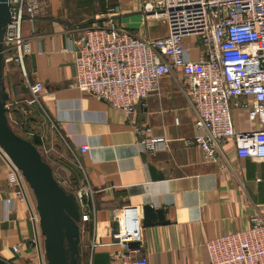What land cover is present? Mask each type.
Masks as SVG:
<instances>
[{
    "label": "crops",
    "instance_id": "1",
    "mask_svg": "<svg viewBox=\"0 0 264 264\" xmlns=\"http://www.w3.org/2000/svg\"><path fill=\"white\" fill-rule=\"evenodd\" d=\"M150 1L44 0L34 25L23 27L33 48L25 61L29 79L44 86L35 103L40 112L36 120L42 126L38 128L44 132L33 134L41 145L38 148L50 154L60 139L94 190L96 224L81 225L85 230L80 244L82 264L90 263L93 233L94 253L108 254L110 264H121L114 211L124 207L142 210V222L144 206L164 210L168 224L145 228L141 223L140 247L133 251L137 257H146L148 264H209V240L247 228L255 212L264 217V160L239 158L231 140L221 147L217 161L208 163L197 146L186 144L197 135V115L181 73L161 77L157 89L138 104L131 123L106 101L76 88L74 56L62 51L68 39L77 41L86 30L102 26L99 15L112 7L119 8L116 24L133 35L165 38L168 28L143 14ZM184 45L192 49L191 59L198 61L199 43L185 39ZM16 85L6 89L8 107L34 104ZM246 101L253 103L245 98L231 104L234 127L251 133L260 126L249 120L243 107ZM144 138L163 141L153 153L142 145ZM85 146L90 148L87 153L81 150ZM8 170L0 153V264H47L45 255L34 259L31 244L38 234L44 248L33 193L28 188V200H14L12 209L7 204L13 197ZM18 245L17 254L13 247Z\"/></svg>",
    "mask_w": 264,
    "mask_h": 264
},
{
    "label": "built area",
    "instance_id": "2",
    "mask_svg": "<svg viewBox=\"0 0 264 264\" xmlns=\"http://www.w3.org/2000/svg\"><path fill=\"white\" fill-rule=\"evenodd\" d=\"M9 5L11 18L3 35L5 70L13 66L21 71L32 103H36L44 86L29 79L25 61L33 48L23 35V27L26 23L34 25L43 12L44 0H9ZM118 13L119 8H109L98 17L102 26L86 30L77 41L69 38L68 46L62 49L74 56L76 88L106 101L131 123L138 104L157 89L159 79L179 72L197 115V135L186 144L197 146L208 163L216 162L221 147L231 140L239 158L264 160V0L147 2L143 14L168 28V36L158 40L135 36L118 26ZM190 38L200 45L198 61L191 59L192 49L184 45L185 39ZM245 98L253 99L252 104H243L249 120L260 126L251 133L238 132L234 127L231 104ZM162 141L144 138L141 143L154 153ZM81 150L87 153L90 148ZM0 153L5 157L1 148ZM43 153L48 155L45 150ZM5 159L9 164L7 182L13 191L7 204L13 209L14 200H28V185L21 171ZM76 198L81 225L89 223L94 227V190L87 181ZM114 215L119 222L114 239L122 249L121 264H148L146 257L135 256L128 247L131 242L141 241L142 210L124 207L115 210ZM36 218L33 215L34 221ZM31 244L36 253L34 259H42L44 248L38 234ZM95 247L93 233L89 264H93ZM206 248L209 264H264V217L253 213L247 228L213 238ZM13 250L20 253V246Z\"/></svg>",
    "mask_w": 264,
    "mask_h": 264
},
{
    "label": "water",
    "instance_id": "3",
    "mask_svg": "<svg viewBox=\"0 0 264 264\" xmlns=\"http://www.w3.org/2000/svg\"><path fill=\"white\" fill-rule=\"evenodd\" d=\"M10 18L9 0H0V148L5 157L21 171L33 193L39 227L44 237L47 264H82L80 244L85 230L81 226V214L75 196L60 186L53 168L38 148L18 135L9 123L3 35ZM143 216L142 225L145 228L169 223L165 220L164 210H157L151 206L143 207ZM128 247L137 250L140 242H131ZM110 260L108 254L94 253L93 264H110Z\"/></svg>",
    "mask_w": 264,
    "mask_h": 264
},
{
    "label": "rangeland",
    "instance_id": "4",
    "mask_svg": "<svg viewBox=\"0 0 264 264\" xmlns=\"http://www.w3.org/2000/svg\"><path fill=\"white\" fill-rule=\"evenodd\" d=\"M190 41H195L194 38H190ZM5 86L7 88H12L13 85L18 84V90L20 93L25 94L28 100L33 99L32 95L29 92H26L24 88V79L22 75L18 73L17 69L13 66H8L5 72ZM20 78L23 82L20 81ZM24 96V95H23ZM24 96V97H25ZM25 107H20L15 105V107H8V119L12 129L21 137L25 139L32 138L34 139L33 134L35 133H44L43 130H39L38 127H41V123L36 120V117H40L39 109L36 107L35 103L28 105L25 103ZM40 123V124H39ZM45 129L46 126H43ZM39 146V142L37 143ZM55 145L53 146V151L50 154H45L42 151V156L46 161L50 163L53 168L54 176L60 186L64 188L68 193L72 194L76 198V193L86 183L85 176L82 170L79 167L78 162L75 160L72 152H70L64 144L58 139ZM61 146V147H60ZM41 147V145L39 146ZM77 204L80 208L79 202L76 198ZM41 240L44 244V237H41Z\"/></svg>",
    "mask_w": 264,
    "mask_h": 264
},
{
    "label": "trees",
    "instance_id": "5",
    "mask_svg": "<svg viewBox=\"0 0 264 264\" xmlns=\"http://www.w3.org/2000/svg\"><path fill=\"white\" fill-rule=\"evenodd\" d=\"M27 140H29L30 142H32L37 148H38V141H37V139L36 138H34V139H32V138H29V139H27ZM39 149V148H38ZM46 160V159H45ZM48 162V161H47ZM49 163V162H48ZM50 164V163H49ZM51 166V165H50ZM52 167V166H51Z\"/></svg>",
    "mask_w": 264,
    "mask_h": 264
}]
</instances>
